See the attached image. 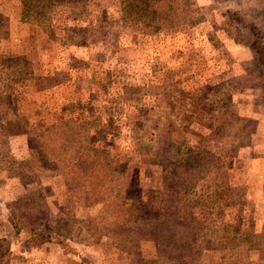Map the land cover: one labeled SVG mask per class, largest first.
Returning <instances> with one entry per match:
<instances>
[{"label": "rangeland", "instance_id": "374dc122", "mask_svg": "<svg viewBox=\"0 0 264 264\" xmlns=\"http://www.w3.org/2000/svg\"><path fill=\"white\" fill-rule=\"evenodd\" d=\"M121 5V0H87L57 6L38 23L23 19L21 0H0V54L26 55L33 62L13 86L18 96L13 112L28 119L31 130L13 138L19 153L10 152L13 160H6L0 146V264H137L157 255L153 242L124 249L108 235L28 243L7 217V201L41 192L47 194L53 223L68 211L82 219H113L119 205L139 200L147 201L145 219L156 216L164 167L132 151L130 139L133 125L154 120L155 97L138 100L136 86L159 87L164 110L173 111L167 131L175 138L185 137L187 127L198 133L213 129L221 120L213 109L226 104L218 142L228 153L205 179L206 201L212 192L226 190L224 220L245 233L264 230V0H196L188 12L153 22L124 16ZM94 116L100 122L92 129L97 143L129 165L114 172L112 197L98 200L83 187L64 189L62 163L36 164L33 174L24 176L12 166L26 158L27 139L50 137L59 119ZM216 142L205 146L215 148ZM187 204L190 200L181 202L182 210ZM251 244V255L237 251V264H264V239ZM235 260L232 251L207 248L199 264Z\"/></svg>", "mask_w": 264, "mask_h": 264}, {"label": "trees", "instance_id": "16d2710c", "mask_svg": "<svg viewBox=\"0 0 264 264\" xmlns=\"http://www.w3.org/2000/svg\"><path fill=\"white\" fill-rule=\"evenodd\" d=\"M87 0H21L23 19L42 23L57 6L80 4ZM196 0H121L124 16L138 21H166L190 10ZM251 25V24H250ZM250 25L245 27L251 28ZM4 26V14L0 11V38ZM251 32V30H250ZM33 62L26 55L2 56L0 54V146L3 156L10 153V139L19 134L29 133L30 121L15 115L18 96L13 86L21 82L30 72ZM264 72V68L262 69ZM138 100L145 96L155 97L150 105L154 110V120L144 121L131 128L130 139L135 147L132 151L147 161L164 167V186L159 191L160 207L153 219H145L143 213L147 201L139 200L117 207L113 219L68 216L53 223L48 215L50 203L44 192L7 201V217L20 240L28 243L56 241L66 244L74 234H89L95 238L111 236L120 248L132 244L153 242L157 255L140 258L137 264H199L200 255L207 248L232 251L237 264V251L247 250L249 255L255 250L253 240L264 239V230L244 232L238 224H230L223 218V193L212 192L207 200L205 179L219 170L220 160L228 153L227 146L219 145L218 137L227 118L224 117L226 104H216L213 113L218 123L213 121V129L198 133L187 127L183 138L173 137L167 131V123L172 109L164 110L161 91L156 85L133 87ZM97 116L88 120L75 117L58 120L53 133L48 138H29L28 156L13 162L21 175L33 174L34 165L39 163H62L64 189L83 187L98 196V200L112 197L111 183L116 170H126L128 163L122 162L105 145L97 143L92 129L100 125ZM100 121V118H99ZM193 133V137L188 134ZM195 137V138H194ZM207 141H217L215 148L206 147ZM197 143V144H195ZM231 148V147H230ZM232 150V148H231ZM227 151V152H226ZM13 160V159H12ZM190 200L182 210L181 202ZM191 215H200L191 218ZM242 245V246H241ZM247 255V253H246ZM248 256V255H247ZM227 264V263H225Z\"/></svg>", "mask_w": 264, "mask_h": 264}, {"label": "crops", "instance_id": "0c3cea01", "mask_svg": "<svg viewBox=\"0 0 264 264\" xmlns=\"http://www.w3.org/2000/svg\"><path fill=\"white\" fill-rule=\"evenodd\" d=\"M47 74H51V72H50V71H47ZM25 134H27V133L19 134V135H16L15 137L17 138V137H20V136H24ZM13 138H14V137H12V138L10 139V142H11V144H10V149H11L10 152H11V153L14 152V153H12L13 155H14V154H19L18 151H17V149H15V148H14V145L12 144V140H13ZM28 140H29V139H27V149H26L27 155H26V157L28 156ZM12 147H13V148H12ZM26 152H25V153H26ZM25 153H24V154H25Z\"/></svg>", "mask_w": 264, "mask_h": 264}]
</instances>
